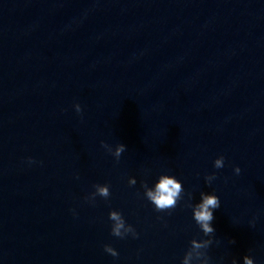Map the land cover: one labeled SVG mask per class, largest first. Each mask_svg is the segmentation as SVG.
<instances>
[{"label":"water","instance_id":"obj_1","mask_svg":"<svg viewBox=\"0 0 264 264\" xmlns=\"http://www.w3.org/2000/svg\"><path fill=\"white\" fill-rule=\"evenodd\" d=\"M161 175L184 192L157 212ZM194 239L188 264H264V0H0V264H182Z\"/></svg>","mask_w":264,"mask_h":264},{"label":"clouds","instance_id":"obj_2","mask_svg":"<svg viewBox=\"0 0 264 264\" xmlns=\"http://www.w3.org/2000/svg\"><path fill=\"white\" fill-rule=\"evenodd\" d=\"M75 110L77 113L81 112V107L79 104L75 105ZM102 143V147L108 148V145ZM109 152H112L111 148H108ZM126 150V146L124 144H119L115 151L112 154L115 156L117 161L121 154ZM31 159H29V163H32ZM214 167L216 169H221L224 167V157L221 156L214 161ZM240 168L236 167L234 172L239 175ZM216 176L213 174L211 176H206V183L210 184L212 180H214ZM130 186L136 184V180L134 178L129 179L128 181ZM145 189L146 198L154 205L155 210L157 212L168 211L174 209L177 206V202L181 199V194L184 192L181 182H179L175 177L168 175H161L159 177L158 182L155 184L154 188H148L147 184L142 185ZM96 191L90 197H87L86 200L89 202H94L95 197L98 195L104 199H107L110 196L109 186L104 185H94ZM191 198V196H190ZM220 200L214 194H200V202L197 203L193 207V218L197 225L200 227L205 236H211L215 229L212 227V221L214 220L213 212L220 208ZM109 219L113 221L111 234L115 237L123 239L126 235L131 233L134 237L136 236L135 230L129 225L126 226V223L122 217V215L117 211H112L109 213ZM212 243L211 239L203 240L201 242H197L195 239L191 241V247L189 251L183 258L182 264H188L189 259L192 258L191 249H200V248H208ZM235 243V241H233ZM104 251L110 254L113 257H117L118 253L108 245H105ZM197 260L200 259L199 256L196 257ZM206 264H208V257L206 260ZM233 264H236V261L233 260ZM243 264H254L253 259L245 256L243 257Z\"/></svg>","mask_w":264,"mask_h":264}]
</instances>
